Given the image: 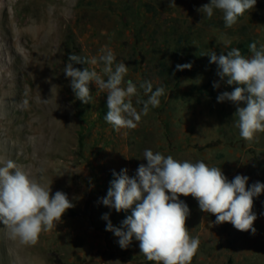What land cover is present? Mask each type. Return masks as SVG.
Listing matches in <instances>:
<instances>
[{"label": "rangeland", "instance_id": "obj_1", "mask_svg": "<svg viewBox=\"0 0 264 264\" xmlns=\"http://www.w3.org/2000/svg\"><path fill=\"white\" fill-rule=\"evenodd\" d=\"M170 2L0 0V166L14 161L74 205L35 246L12 239L0 222V264H155L140 253L139 241L121 248L112 232L115 241L107 246L99 230L106 225L104 214L122 220L131 214L116 212L102 199L114 171L126 168L133 177L146 165V149L220 167L229 181L247 176L248 187L264 184V133L251 142L241 138L234 114L245 105L217 101L235 86L220 80L217 65L205 55L238 48L250 57V43L264 45V0L231 28L222 11L214 9L211 18L199 11L210 0ZM103 49L114 53L113 68L128 66L125 82L137 85L141 99H147L139 89L144 81L153 90L165 89L159 107L150 108L135 129L114 130L104 119L107 93L90 83L92 100L85 104L64 73L68 56L75 54L96 58L89 69L107 79L99 62ZM186 63L190 70H176ZM205 85L214 97L205 96ZM180 199L190 209L189 233L200 240L191 264H264V192L254 198L255 233L216 224L196 199Z\"/></svg>", "mask_w": 264, "mask_h": 264}, {"label": "clouds", "instance_id": "obj_2", "mask_svg": "<svg viewBox=\"0 0 264 264\" xmlns=\"http://www.w3.org/2000/svg\"><path fill=\"white\" fill-rule=\"evenodd\" d=\"M257 0H210L199 9L208 18L214 9L223 13L225 26L231 28L246 11L252 10ZM175 5L171 0L169 6ZM250 57L242 54L238 48H232L226 54L217 55L214 51L205 54L209 62L218 67L217 75L227 85L235 86L231 92L218 95L217 101H230L237 107L235 116L239 135L251 142L257 133H264V45L257 47V42L248 45ZM99 57L102 72L107 79L95 70L74 67L98 60L81 58L75 54L68 56L64 68L70 78V86L76 98L85 104L92 100L90 83H94L98 92H106L107 112L105 121L114 130L135 129L146 116L150 108L160 105V97L165 94L164 87L153 90L152 83L144 81L139 89L147 99H141L138 87L131 80L125 82L128 66L125 63L113 65L116 57L111 49H103ZM190 63L176 65L177 71L191 69ZM214 88L220 83L215 82ZM142 108L138 111L132 103ZM27 104V101H25ZM136 174L129 177L128 170L113 172L115 179L110 182L102 203L116 212L131 210L120 227L107 223L106 230L119 238L121 248H127L133 241H139L140 253L147 261L155 264H191L199 249L200 240L192 237L186 226L190 215L188 205L180 196H191L197 200L199 209L215 215L216 224L231 223L242 232L255 233L253 227L257 219L252 211L254 198L264 192V184L256 182L248 187L249 177L236 175L231 181L220 167L209 166L203 161L192 163L179 161L171 155L146 149ZM67 194L46 187L33 178L23 166L7 160L0 166V222L9 230L12 239L22 245L35 246L43 232L51 231L61 222L67 210L73 208ZM108 220V214L102 217Z\"/></svg>", "mask_w": 264, "mask_h": 264}, {"label": "crops", "instance_id": "obj_3", "mask_svg": "<svg viewBox=\"0 0 264 264\" xmlns=\"http://www.w3.org/2000/svg\"><path fill=\"white\" fill-rule=\"evenodd\" d=\"M109 220L112 223V225L115 227L121 226V222L123 221L121 219V217H115L114 219L111 218V219L106 220V225L104 224L102 229H99L101 234L103 235V241L105 244H107V246H108V244L113 243L115 241L113 238L114 233L112 234V232L106 230V226H107V223L109 222Z\"/></svg>", "mask_w": 264, "mask_h": 264}, {"label": "trees", "instance_id": "obj_4", "mask_svg": "<svg viewBox=\"0 0 264 264\" xmlns=\"http://www.w3.org/2000/svg\"><path fill=\"white\" fill-rule=\"evenodd\" d=\"M89 63H86V64H83V65H74V67H77V68H80L81 70L84 68V67H88ZM203 91H204V94L205 96L207 97H214V94L213 92L209 89V86L208 85H205L202 87Z\"/></svg>", "mask_w": 264, "mask_h": 264}]
</instances>
